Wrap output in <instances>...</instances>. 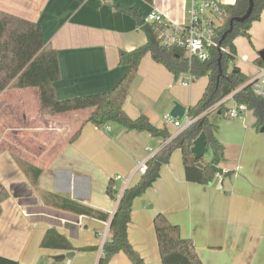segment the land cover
I'll return each mask as SVG.
<instances>
[{"label":"crops","instance_id":"0c3cea01","mask_svg":"<svg viewBox=\"0 0 264 264\" xmlns=\"http://www.w3.org/2000/svg\"><path fill=\"white\" fill-rule=\"evenodd\" d=\"M189 6L190 0H0V12L41 25L44 44L58 54L61 77L54 87L60 100L111 91L128 70L119 63L120 51L147 43L136 20L120 7L135 8L146 20L157 11L182 26ZM250 33L252 44L243 37L234 41L236 66L248 82L257 77L254 62L264 50V13ZM188 73L176 77L146 55L124 106L128 116L145 115L153 125L167 127L170 140L175 139L184 118L171 124L165 115L180 104L186 116L208 83L207 77H194L184 87L179 80ZM93 112L43 115L37 88L0 93V190L9 193L0 216V256L19 264L99 263L102 236L110 239V220L118 207L108 193L110 183L121 187L114 180L122 176L130 179V188L136 186L141 179L135 174L138 161L149 157V148L157 153L167 142L116 124L98 128L88 123ZM210 119L219 126L218 139L225 147L221 168L229 174L209 186L190 183L182 151L174 152L157 182L133 204L128 236L148 264H162L154 227L159 213L193 241L203 264H264V133L255 127L257 118L248 108L238 119L216 111ZM211 159L204 157L202 165ZM19 161L26 163L27 172ZM76 204L110 220L77 214ZM51 230L73 249L42 247ZM68 253L72 258L57 259ZM109 264L132 263L120 253Z\"/></svg>","mask_w":264,"mask_h":264},{"label":"trees","instance_id":"16d2710c","mask_svg":"<svg viewBox=\"0 0 264 264\" xmlns=\"http://www.w3.org/2000/svg\"><path fill=\"white\" fill-rule=\"evenodd\" d=\"M248 8L249 0H236L234 3L227 4L226 15L218 27L216 38L222 50L212 49L206 62L192 60L190 64L183 49H168L160 44L157 33L159 25L148 22L135 8L120 7L123 13L136 20L138 28L148 38L147 43L132 51H120L119 63L128 70L111 91L64 100L57 98L54 87L61 77L58 54L44 44L41 25L0 12V93L7 88L19 90L37 88L40 91L43 115L93 109L94 112L88 123L98 128L116 124L126 131L147 132L167 142L149 160L146 175L141 176L136 186L125 191L111 220L110 216L83 205L76 204L73 208L80 215L98 217L104 221L110 220L111 237L103 245V253L98 264H109L112 258L120 253L126 255L132 264H148L129 240L128 227L132 222L133 204L136 199L145 196L157 182L161 169L170 164L176 150L182 151L185 178L190 183L209 186L216 181V174H222L224 177L229 174H223L221 168V164L225 161V147L218 139L219 126L210 119L213 112L208 110L219 105L216 112L222 116L227 107L220 103L228 95L237 91L234 99L254 111L257 118L255 127L261 130L264 126V98H258L253 94L248 77L236 66L237 49L234 44L239 37L246 38L252 44L251 27L254 22L261 19L264 13V0H255V8L250 19L244 23L235 22L232 32L224 38L230 29L231 21L243 17ZM148 54L176 77L183 72H190L195 78H208L201 98L188 109L189 116L197 119L196 122L172 140L167 127L159 128L153 125L145 115L132 119L124 108L130 88L138 75L140 64ZM254 63L258 67L264 66L261 57H258ZM202 133H205L207 137V153L212 151V159L201 167L200 164L202 165L204 158L197 160L192 153V148ZM78 135L79 133L76 136ZM19 165L25 172L28 171L25 162L19 161ZM36 171L39 176L41 171L39 169ZM113 184L112 181L108 193L115 200ZM8 197V190L2 188L0 216L2 204ZM154 227L162 264H203L193 241L182 237L178 225L172 224L159 213L154 219ZM42 247L62 248L67 251L73 249L68 240L55 230L46 233ZM0 264H19V262L0 256Z\"/></svg>","mask_w":264,"mask_h":264},{"label":"built area","instance_id":"2783aa9c","mask_svg":"<svg viewBox=\"0 0 264 264\" xmlns=\"http://www.w3.org/2000/svg\"><path fill=\"white\" fill-rule=\"evenodd\" d=\"M226 3L222 0H190V6L188 9V19L185 25L179 26L166 20L157 11H152L147 18L150 23L159 25L158 39L160 44L168 49L178 48L183 49L189 59L198 60L200 62H206L210 57V51L212 49L222 50L221 45L216 41L218 27L223 22L226 15ZM194 81L193 76L188 73L182 76L179 83L184 87H189ZM251 91L258 98H264V66L258 67V75L250 82ZM237 91L231 93L222 100L220 104H225L226 111L222 116L228 119H238L247 111L245 104L235 101L234 96ZM216 105L212 107L208 112H215L217 110ZM165 119L174 124V119L170 114L165 115ZM197 119H192L189 114L184 116V126L181 132L189 128ZM108 129L109 126L104 127ZM149 157L138 161L135 174L140 176L146 175L148 172V162L156 154L152 149H148ZM223 173H227L223 170ZM216 180L222 181L224 175L216 174ZM115 182H121V187L113 186V190L116 196V202L119 204L125 191L130 188V179H125L122 176L115 177ZM107 234L102 236L105 242L107 241Z\"/></svg>","mask_w":264,"mask_h":264},{"label":"water","instance_id":"95a60500","mask_svg":"<svg viewBox=\"0 0 264 264\" xmlns=\"http://www.w3.org/2000/svg\"><path fill=\"white\" fill-rule=\"evenodd\" d=\"M254 8H255V0H249V8L247 10V13L243 17L235 18L231 21L230 29L224 35V38L227 34L232 32L235 22L244 23L247 20H249L251 15L253 14ZM259 56L264 61V50L260 51ZM185 114H186V108L181 106L180 104H175V107L172 110L170 115L174 119H176L178 121H182ZM261 132L264 133V126L262 127ZM192 153L195 155V158L197 160H200L206 156V154H207V137H206L205 133H202L201 136L195 141L194 147L192 148ZM200 166L202 167L203 165L200 164ZM72 256H73L72 253H68L67 255L58 257L57 259L59 261H64L66 259L72 258Z\"/></svg>","mask_w":264,"mask_h":264},{"label":"rangeland","instance_id":"374dc122","mask_svg":"<svg viewBox=\"0 0 264 264\" xmlns=\"http://www.w3.org/2000/svg\"><path fill=\"white\" fill-rule=\"evenodd\" d=\"M224 3H226V4H229V3H234L236 0H222ZM188 57V56H187ZM188 59H189V57H188ZM189 61H190V64H191V60L189 59ZM193 78H194V76H193ZM195 79V78H194ZM197 79V78H196ZM195 79V80H196ZM199 80L201 79V78H198ZM200 83V82H199ZM198 83V84H199ZM179 136V135H178ZM177 136V137H178ZM211 156H212V151H209L207 154H206V156H205V160H209V159H211ZM211 161V160H210ZM223 174H225V173H223Z\"/></svg>","mask_w":264,"mask_h":264}]
</instances>
